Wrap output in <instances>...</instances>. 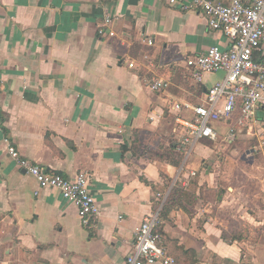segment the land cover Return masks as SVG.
I'll use <instances>...</instances> for the list:
<instances>
[{"label":"crops","instance_id":"crops-1","mask_svg":"<svg viewBox=\"0 0 264 264\" xmlns=\"http://www.w3.org/2000/svg\"><path fill=\"white\" fill-rule=\"evenodd\" d=\"M190 1L0 0V264L124 263L135 229L177 173L179 165L151 153L156 141L175 138L170 105L195 103L224 76L191 79L187 57L229 42L201 11L181 7ZM152 77L169 87L151 90ZM263 125L260 108L234 143L220 121L217 141L195 145L181 178L195 175L180 181L187 195L157 227L177 264H264ZM4 138L42 167L70 178L86 172L101 210L95 227L19 168ZM253 148L259 160L257 151L247 157ZM229 219L244 228L242 239L223 238Z\"/></svg>","mask_w":264,"mask_h":264},{"label":"built area","instance_id":"built-area-1","mask_svg":"<svg viewBox=\"0 0 264 264\" xmlns=\"http://www.w3.org/2000/svg\"><path fill=\"white\" fill-rule=\"evenodd\" d=\"M173 3L175 0H169ZM181 7L199 10L206 18L208 28L223 31L229 45L221 49L216 45L206 51L187 57L185 65L190 70L191 79L200 83L205 73L221 71V80L206 89L203 96L195 103L183 100L174 101L170 110L174 115V151L181 154L177 173L166 191L157 193L159 203L155 211L142 219L133 236L132 250L126 255L123 264H177L176 259L168 253L157 227L161 221V210L174 190L177 182L186 184L189 177L195 175L190 171L185 178L184 166L193 152L195 145L203 138L217 141L218 135L214 123L228 121L226 144L238 139L237 131L246 129L252 123L258 109H264V54L255 57L264 46V0H230L227 4L212 0H191ZM109 15L104 16V24L98 26L99 36L106 35L103 26L110 24ZM107 34L113 35L112 31ZM152 45L151 38L144 39ZM147 66L152 61L144 56ZM136 66L128 62L129 68ZM148 86L153 91L166 90L170 82L163 77H152ZM240 103L239 116L229 122L236 103ZM6 151L19 168L24 169L40 187L55 188L67 201L77 207L81 224L93 229L101 215V210L90 191L88 174L78 172L73 178L64 176L53 169L24 158L8 138H4ZM258 147L264 149V125L257 139ZM256 148L247 152L249 157Z\"/></svg>","mask_w":264,"mask_h":264},{"label":"trees","instance_id":"trees-1","mask_svg":"<svg viewBox=\"0 0 264 264\" xmlns=\"http://www.w3.org/2000/svg\"><path fill=\"white\" fill-rule=\"evenodd\" d=\"M255 57L256 53H255ZM197 91H202V89L199 87ZM240 114V103L237 102L234 111L231 115V118L229 122H232L235 120ZM174 140L172 138H167L162 141V143L157 146V149L153 151L152 157L165 161L167 163L173 164V165H179L181 161V154L176 153L174 151ZM169 184V181L167 182ZM187 195L185 187H182L180 182H177L174 186V190L171 193V195L168 197L167 201L164 203L161 214L167 216L169 212L172 209L178 208L179 207V201L183 200V198ZM226 230L223 232V238L226 241H230L232 239H242L243 234H244V228L240 227L236 221L233 219H229L226 222Z\"/></svg>","mask_w":264,"mask_h":264},{"label":"rangeland","instance_id":"rangeland-1","mask_svg":"<svg viewBox=\"0 0 264 264\" xmlns=\"http://www.w3.org/2000/svg\"><path fill=\"white\" fill-rule=\"evenodd\" d=\"M160 142H161V141H159V142L156 141V142H155V146H154L155 149H157V144H158V146L160 145ZM155 149H154L153 151H155ZM244 150H245V148H244L242 151H244ZM242 151H241V152H242ZM259 152H261V151L258 150L257 153H256V155H255V158H257V159H258V158L260 159V157H261L260 154H259ZM151 153H153V152L151 151ZM245 157H246V156H245ZM246 159H247V162H249V161H248L249 159H248L247 157L245 158V160H246ZM259 159H258V160H259ZM259 162H263V163H264V161H259Z\"/></svg>","mask_w":264,"mask_h":264},{"label":"water","instance_id":"water-1","mask_svg":"<svg viewBox=\"0 0 264 264\" xmlns=\"http://www.w3.org/2000/svg\"><path fill=\"white\" fill-rule=\"evenodd\" d=\"M244 130H247V128H246V129H239V130L237 131V133H238V138L240 137V135L243 133Z\"/></svg>","mask_w":264,"mask_h":264}]
</instances>
